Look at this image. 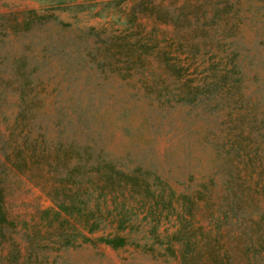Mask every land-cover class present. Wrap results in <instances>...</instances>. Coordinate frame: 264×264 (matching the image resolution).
Masks as SVG:
<instances>
[{
	"label": "rangeland",
	"instance_id": "obj_1",
	"mask_svg": "<svg viewBox=\"0 0 264 264\" xmlns=\"http://www.w3.org/2000/svg\"><path fill=\"white\" fill-rule=\"evenodd\" d=\"M48 1L0 0V75L4 78L0 90L5 89V99L0 102L1 133H7L1 111L8 115L26 103H36L33 106L39 108L36 112H41L43 117L41 125L48 124L53 130L48 132L47 143L70 141L73 134L70 126L83 122L91 131L103 134L108 150L118 156L138 151L148 153L155 164L168 173L171 171L170 181L179 187L188 183L195 185L228 166L219 157V147L223 144L228 147L230 141L242 138L247 144V136H256L261 141L264 135V0H229L236 4L228 23L222 24L219 32L211 31L209 38L201 39L198 47L184 46L182 50L177 45L176 34L182 33V23L160 26L159 32H155L170 57L179 56L189 65L181 75L182 80L207 74L205 71L210 65L217 66L221 74L228 60L235 59L243 76L240 92L235 88L224 89L213 100L196 99L193 103L174 97L179 90L194 91L190 87L179 89L176 76H171L172 83L167 88L159 83L165 76L154 79L139 73L123 76L124 70L118 73L93 60L110 43L106 44V40L119 34L116 29L123 26L122 21H127L130 8L137 0H115L108 4L105 2L109 0H90L95 5L83 11L51 9ZM157 1H163L180 20L186 17L203 21L204 11L194 7L196 0ZM198 1L221 3L223 0ZM98 10L99 16L94 15ZM215 21L218 19L210 14L208 24L214 25ZM145 26L146 31L150 30L151 24L145 22ZM163 29L167 32H161ZM129 34L127 31L126 35ZM209 39L212 47L204 45ZM218 40L225 43L221 49L214 44ZM18 73L28 79L23 86V98L14 89L19 84L14 78H18ZM2 148L9 149L0 141ZM244 165L254 170L256 178L260 166L255 164L252 169L247 162L239 163V167ZM7 178L8 211L17 217L16 221L27 224L26 231L19 226L15 234L16 240L32 253L31 262L26 264H180L178 258L159 246L148 250L144 244L149 245L151 240L144 238L143 233L130 235L131 243L118 249L97 242L61 247L52 242L54 237L45 232L37 214L38 210L51 207V200L32 180L12 173ZM164 229L168 232L174 229L171 220L161 225L160 231ZM38 230L36 241L42 246H36L33 252L26 234L30 235L34 247L33 232ZM108 231L101 230L91 236L96 239ZM35 254L38 262L34 260Z\"/></svg>",
	"mask_w": 264,
	"mask_h": 264
},
{
	"label": "trees",
	"instance_id": "obj_2",
	"mask_svg": "<svg viewBox=\"0 0 264 264\" xmlns=\"http://www.w3.org/2000/svg\"><path fill=\"white\" fill-rule=\"evenodd\" d=\"M112 1L115 2L109 0L105 4ZM137 1L131 6L127 21H122L123 26L116 29L119 34L106 40V44L110 43L101 56H93L96 64L108 65L118 73L124 70L123 76L134 73L148 74L152 79L165 76L159 83L167 88L172 83L171 76H176L179 89L194 90H179L174 96L186 103L196 99L213 100L224 89L235 88L240 92L243 76L234 58L228 60L221 74L217 66L210 65L205 71L207 74L182 80L181 75L189 65L179 56L170 57L156 35L160 26L182 23V33L176 34L177 45L181 49L198 47L201 39L209 38L211 31L219 32L222 24L228 23L236 3L196 0L194 7L204 11L203 21L198 18L192 21L173 16L163 1ZM48 2L51 9L78 11L95 5L90 0ZM93 14L99 16L100 10ZM210 14L218 19L214 25L208 24ZM144 20L151 24L148 31ZM221 32L225 31L221 29ZM207 44L212 47L213 42L209 39L204 45ZM214 44L221 49L225 43L218 40ZM17 76L14 78L19 84L14 89L23 98V86L28 79L22 73ZM3 80L0 75V83ZM4 95L2 88L0 102L5 99ZM35 104L26 103L8 115L1 111L7 133L0 132V141L9 149H0V264H26L32 260L31 251L15 237L17 228L20 226L26 231L27 224L16 221L17 217L7 208L8 173L32 180L51 200L52 206L38 210L37 214L45 232L54 237L52 242L61 247L97 242L118 249L131 243L130 235L143 233L144 238L151 240L149 245L144 244L148 250L159 246L178 258L180 264H264V147L259 144H264V135L261 141L256 136H247V144L243 138L230 141L228 147L223 144L219 147V157L228 166L195 185L188 183L179 187L171 183V171L168 173L155 164L148 153L138 151L118 156L108 150L103 134L91 131L83 122L70 126L73 130L70 141L47 143L48 132L53 130L48 124L41 125L43 117L41 112H36L39 108ZM242 162H247L252 169L255 164L260 166L256 178L254 170L250 171L247 165L239 167ZM168 220L174 229L160 231ZM109 229L96 239L91 236ZM33 233L34 247L30 235H26L35 252L36 246L42 245L36 241L40 231ZM132 244L139 243L132 241ZM37 258L35 254V262Z\"/></svg>",
	"mask_w": 264,
	"mask_h": 264
}]
</instances>
